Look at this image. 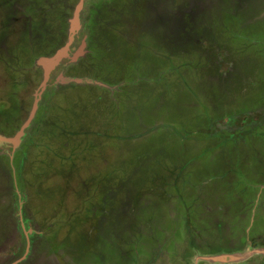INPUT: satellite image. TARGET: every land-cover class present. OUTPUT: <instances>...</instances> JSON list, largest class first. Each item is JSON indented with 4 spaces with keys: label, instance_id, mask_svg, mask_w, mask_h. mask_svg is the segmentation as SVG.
<instances>
[{
    "label": "rangeland",
    "instance_id": "374dc122",
    "mask_svg": "<svg viewBox=\"0 0 264 264\" xmlns=\"http://www.w3.org/2000/svg\"><path fill=\"white\" fill-rule=\"evenodd\" d=\"M0 138V264H264V0H0Z\"/></svg>",
    "mask_w": 264,
    "mask_h": 264
},
{
    "label": "water",
    "instance_id": "95a60500",
    "mask_svg": "<svg viewBox=\"0 0 264 264\" xmlns=\"http://www.w3.org/2000/svg\"><path fill=\"white\" fill-rule=\"evenodd\" d=\"M80 5V4H79ZM79 8H80V6H79ZM78 12L76 11V13H75V15H74V17H73V20H72V27H71V32H73L72 30H74L75 28H76V22H77V20H78ZM75 24V25H74ZM70 40L69 41H71V37L69 38ZM65 50H66V47L64 48V49H61L54 57H52V58H49V59H47L48 60V62L46 61V62H44V60H46V59H42V60H40V64H43V65H46V64H50V65H52V64H55L56 63V61L60 58V57H62L63 56V54L65 53ZM44 62V63H43ZM49 65V66H50ZM21 135V132H19L18 134H17V137H19ZM0 140H2L3 142H11L9 139H7V138H0ZM13 142L14 143H16V139L15 140H13Z\"/></svg>",
    "mask_w": 264,
    "mask_h": 264
},
{
    "label": "bare ground",
    "instance_id": "6f19581e",
    "mask_svg": "<svg viewBox=\"0 0 264 264\" xmlns=\"http://www.w3.org/2000/svg\"><path fill=\"white\" fill-rule=\"evenodd\" d=\"M74 25H75V24H74ZM46 61L48 62V60H47V59H46V60H44V62H46ZM44 62H43V63H44Z\"/></svg>",
    "mask_w": 264,
    "mask_h": 264
}]
</instances>
